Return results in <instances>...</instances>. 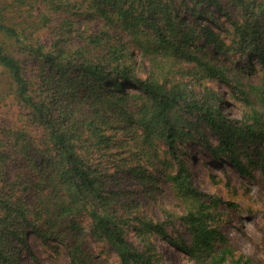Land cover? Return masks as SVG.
<instances>
[{
    "label": "trees",
    "instance_id": "1",
    "mask_svg": "<svg viewBox=\"0 0 264 264\" xmlns=\"http://www.w3.org/2000/svg\"><path fill=\"white\" fill-rule=\"evenodd\" d=\"M29 21L35 31L47 30V45L27 36ZM92 21L102 23L97 34L88 31ZM10 41L32 59L35 83L6 52ZM134 47L157 68L161 57L201 83L233 89L245 107L242 119L228 118L221 97L206 86L196 94L154 72L141 79L123 62ZM231 52L264 71V0H0V67L9 84L3 96L11 93L24 122L0 125V264H22L26 253L41 264L30 235L52 242L58 256L64 250L67 264H94L87 236L107 244L119 264H163L154 237L196 264H253L221 231L220 210L237 206L194 187L183 151L186 143L199 145L242 177L254 169L264 189V72L258 85L244 80L241 73L255 67L229 66L220 57ZM115 130L127 138L107 134ZM129 161L135 165L126 167ZM7 163L13 169L6 175ZM111 170L130 173L144 193L167 186L183 214L162 209L158 220L140 211L138 200L128 198L136 192L122 189ZM262 220L264 238V208Z\"/></svg>",
    "mask_w": 264,
    "mask_h": 264
},
{
    "label": "rangeland",
    "instance_id": "2",
    "mask_svg": "<svg viewBox=\"0 0 264 264\" xmlns=\"http://www.w3.org/2000/svg\"><path fill=\"white\" fill-rule=\"evenodd\" d=\"M27 3V2H26ZM217 20L221 25L228 29L229 25L223 17L217 16ZM215 31L218 29L213 26L209 21H205ZM29 28L26 33L30 36L31 40H37L40 43L45 44L48 37L46 29H37V25L32 28L31 21H29ZM102 23L99 21H92L88 31L91 30L93 34L99 33ZM222 36L229 38L230 36L223 31ZM121 42V39H119ZM47 45V44H45ZM7 53L11 54L15 59L21 62L26 79L35 83V77L33 76L34 65L32 59L26 55L19 53L18 48L13 41L6 42L4 44ZM143 51L138 48H131L128 50L127 56L123 59V62L134 66L135 72L141 79L146 78L150 73L154 72L160 81L166 80L165 83L183 84L187 89L193 91L196 94H200L202 91L201 85L206 86L209 89L216 92L222 102H224L223 110L226 116L230 119L241 120L242 111L245 107L241 101V97L233 89H230L225 84L218 81L205 80L202 83L185 74V71L178 72L177 70L168 67V61L166 59L158 58L160 67L157 68L153 65L152 57L149 54L144 55ZM226 64L234 68L243 66L247 69V64L251 62L255 67L254 71L247 69L244 73H241V77L244 80L250 81L252 84L258 85L261 83L262 72L259 71L260 67L256 60L246 59L241 57L239 53H229L226 57H220ZM250 72V73H248ZM8 74L0 67V125H13L21 126L24 122L19 121L16 100L12 95L3 96V92L7 90ZM127 92L131 94H137L135 90L129 89ZM45 96V95H44ZM4 98V100H2ZM203 135L206 136L213 144L216 143L215 136L208 130L202 129ZM113 134L116 141L126 139L127 135L124 131H109L107 134ZM158 151L162 158H167V148L164 144L157 143ZM183 151L186 154V160L192 169L193 184L194 187L205 194L212 195L220 198L223 202H231L237 207L231 210H220L224 214V221L221 225V231L226 237L232 248L237 254H242L251 259L253 264H264V238L262 235V211L264 208V189L260 183V174L258 171L252 169L250 176H241L236 170L230 166L227 161H215V159L201 146L192 145L186 143ZM255 152V149L252 152ZM243 164H246V159L241 158ZM134 161H129L126 165L133 166ZM13 166L7 163L4 167L5 174H10ZM127 169V168H125ZM149 171H153L148 168ZM112 174V170L109 171ZM114 178L119 179V185L124 190H131L136 192L134 196L128 197L138 200L139 210L145 211L146 214H151L155 219L163 220V214L161 210L164 209L170 212L174 217L183 214V208L167 190V186L163 184L158 185L159 191L153 194L143 192L142 187L134 180L130 173L112 174ZM110 184V182H108ZM112 189V186L109 185ZM142 191V192H140ZM150 195L153 196L150 197ZM173 217V218H174ZM175 227L181 232H185L184 228L177 221ZM167 230L173 235L171 227L167 226ZM128 240L137 245V240L133 233L129 232ZM153 242L159 251L163 254V264H196L190 260L183 253L174 250L169 247L163 241L157 237L153 238ZM28 243L33 253V256L41 264H67L68 260L64 250H61L60 255H56L53 249L49 245L53 244L48 242L46 245L41 244L35 238L30 235L28 237ZM86 251L90 256L94 264H119L116 254L111 248L99 241H95L93 238L87 236ZM22 264H33V260L27 253L23 255Z\"/></svg>",
    "mask_w": 264,
    "mask_h": 264
}]
</instances>
